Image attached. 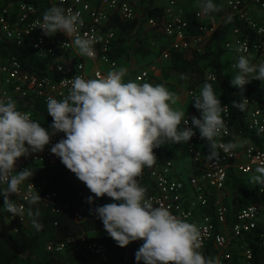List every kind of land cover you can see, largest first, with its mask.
Returning <instances> with one entry per match:
<instances>
[{
    "label": "clouds",
    "instance_id": "1",
    "mask_svg": "<svg viewBox=\"0 0 264 264\" xmlns=\"http://www.w3.org/2000/svg\"><path fill=\"white\" fill-rule=\"evenodd\" d=\"M203 13L220 11L215 0H200ZM232 17H228L231 21ZM84 21L79 11L65 8L63 0L53 3L42 14L38 27L47 37L62 33L80 56L93 58L95 45L102 37L81 34ZM264 33V28L260 29ZM233 65L231 85L244 93L252 80L264 81V60L254 63L246 55V46ZM126 69L111 70L98 78L77 75L70 82L62 99L47 98V113L53 120L49 127L32 118L17 106L11 97H0V197L3 208L14 219L23 221L25 210L13 197L30 181L35 170L26 167L17 171L21 157L44 151L52 137H64L52 144L51 152L82 181L93 195L86 198L89 211L103 223L109 237L119 247L143 241L135 253L137 264H222L219 256H206L201 226L182 218L163 204L154 205L147 188L139 182L145 168H151L157 156L154 149L166 143L187 144L199 131L208 141L210 157L236 147L221 144L218 138L227 130L223 112L227 106L218 97L216 77L207 76L200 93L192 103L200 116L189 117L174 107L177 96L163 84L125 80ZM180 79L187 76L181 74ZM247 98L234 101L233 107L245 111ZM264 133L261 126L257 135ZM257 186L264 187V164H258L251 176ZM34 185V184H33ZM35 186V185H34ZM36 188V187H35ZM107 196L113 202L96 205V199ZM29 205L27 216L36 231L43 230L36 206L42 197L39 191L25 194Z\"/></svg>",
    "mask_w": 264,
    "mask_h": 264
},
{
    "label": "built area",
    "instance_id": "2",
    "mask_svg": "<svg viewBox=\"0 0 264 264\" xmlns=\"http://www.w3.org/2000/svg\"><path fill=\"white\" fill-rule=\"evenodd\" d=\"M220 1L221 14H205L201 5L191 10L187 7L186 0H168L166 4H158L162 13L146 15L142 13L141 0H63L65 8L71 7L74 11L80 12L84 21L80 28L81 34L87 32L89 35L102 37L95 45V56L86 58L78 54L64 34L57 33L53 37H47L37 28L43 12L53 3L59 4L60 0H0V46L8 48L11 44L29 45L38 59L48 60V64L50 63V74H39L25 69L15 55H4L0 52V97L13 98L20 109L30 112L35 119V101H42L47 108L49 96L62 99L70 87L67 79L77 75L85 78L106 75L108 72L97 66L98 63L106 65L111 70L116 69L119 66V59L113 58L111 54L119 43V35L117 30L107 28L113 17H119L124 22L135 20L143 22V28L147 31L158 29L164 41L162 43L158 41L160 42L158 48L154 46L157 41L151 46L157 49L159 58L165 62H170L171 51H185L193 45L201 44L223 23L232 21L233 24L223 40L227 53H233L237 60L240 53L236 49L244 44L245 54L252 57L254 63L264 60V33L260 32V29L264 28V0ZM229 16L232 17L231 21H228ZM235 59L230 65L232 71ZM157 65L154 61L145 64L136 74V81L148 82L152 74H156ZM213 75L217 78L214 72L207 73V76ZM261 82L264 90V81ZM188 95L192 102L197 91L189 89ZM246 98L248 109L244 115V123L246 131L255 135L257 140L253 146L242 149L236 146L228 151L220 148L215 157H210L208 141L202 139L197 130V134L189 143L178 144L175 148L176 153H182L190 160L191 167L186 174H183L177 165V161L182 157L178 159L175 153L173 158L155 163L151 168H145L138 178L139 181L146 178L151 180L153 191L147 196L152 199L154 205L163 204L173 214L201 226L204 233L202 251L208 244L214 245L217 249L216 256L220 257L222 264H235L233 262L235 254H241L247 262L253 260V249L246 241L240 243L239 241L257 228L263 218L261 207L248 204L238 211L234 222H229V209L224 200L226 181L231 172L238 176L252 175L258 164H264V133L257 135L258 129L264 126V91L260 98ZM185 114L188 115L191 126L192 114L190 112ZM223 116L227 130L218 138L219 143L226 145L231 143L227 141L231 139H234L232 143H235L236 134L232 129L233 119L229 106L225 108ZM238 134L245 135V132L239 131ZM63 137V133L53 136L52 144L59 142ZM52 144L46 146L42 152L21 157L17 162V171L26 167L34 169L35 166L54 167L60 158L51 152ZM161 149L162 146L154 149L155 154ZM36 189L42 196L44 184H38L32 178L21 186V192L16 195L18 201L15 203L24 208L25 218L24 221L20 217L13 219L10 214V221L18 220L26 224L27 201L24 197L29 190ZM260 192L264 193V187L260 188ZM54 196L55 194L47 193L45 199ZM212 196L214 216L206 212ZM106 199L112 200L107 196ZM83 216L82 209L78 210L76 218L83 220ZM260 239L261 248L264 246V233ZM73 245H80L93 255L95 261L92 264H119L113 251L87 234L68 238L56 245L49 244L47 249L65 252Z\"/></svg>",
    "mask_w": 264,
    "mask_h": 264
},
{
    "label": "trees",
    "instance_id": "3",
    "mask_svg": "<svg viewBox=\"0 0 264 264\" xmlns=\"http://www.w3.org/2000/svg\"><path fill=\"white\" fill-rule=\"evenodd\" d=\"M215 2L220 8V11L216 13L221 14V1L215 0ZM158 4L157 0H141L142 13L146 15L162 13V9ZM186 4L192 10L196 8L195 4L200 6V0H186ZM232 24L233 21L223 23L203 43L193 45L188 50L171 51L170 66L171 69L177 72H197L202 76L199 82L194 81L189 88L195 89L197 95L205 83L207 73L214 72L217 75L216 80L208 82L214 83L222 104L229 106L232 112L233 132L238 134L239 131H243L254 139L255 135L246 131L244 123V115L248 109V105L245 111H240L238 108L233 107L232 103L234 101H243L244 96L260 98L264 90L262 82L257 80L251 81L246 85L244 93H240V90L233 87L226 78L222 66V58L228 53L224 49L223 40ZM107 28L118 31L119 43L114 47L115 50L111 54L115 59L124 58L129 54L127 46L123 42H135L136 45L133 47L134 52L145 57L152 54L149 39L163 37L158 29L145 30L143 22H139L138 20L124 22L119 17H113ZM0 52L4 55H15L21 61L24 68L31 72L36 71L39 74H50V63L48 64V60L38 59L29 45L16 46L11 44L8 48L0 46ZM230 65L231 62L229 63V68ZM230 71L233 73L231 68ZM35 104L34 120L40 122L45 127H49L53 118L48 115L47 108L42 101L37 100ZM189 112L192 116H200L199 110L194 107V102H191ZM233 140L227 141L232 143ZM177 145L166 143L162 146V149L156 152L157 160L155 163L173 158L177 152V150L175 152ZM176 154L178 159L183 157L182 153ZM32 170H35L32 180L38 184H44L42 199L38 205L33 206L34 208H39V220L44 225L43 230L36 231L33 226L29 229L27 228V224L20 223L18 220L10 221V213L3 208L4 199L0 197V264H92L95 261V257L80 245L70 246L65 252L49 251L47 249L49 244L56 245L68 238L79 237L84 234H87L91 239L101 241L111 251L116 253L119 264H137L135 253L141 246V241H134L127 247H119L116 241L108 236L102 221L89 211V208L95 205L88 204L86 198L93 194L73 172L66 168L61 160L54 167L41 168L35 166ZM243 178V176H238L231 172L226 181L225 191L230 192L232 196L231 200H225L229 209V222H234L238 211L248 204L258 205L264 213V193L260 192V188L263 187L257 186L255 183H246ZM139 182L147 188V195L152 193L153 184L150 179L146 178ZM47 193L55 194V196L45 199ZM13 200L18 201L17 196H14ZM213 201L214 196L211 197L210 206L206 209V212L214 216ZM111 202L113 201H107L106 196L96 199V205ZM28 207L29 205L26 203V211ZM80 209L84 213L83 220L76 218V213ZM30 220L31 218L28 217L29 222ZM262 233H264V219L259 222L257 228L246 234L239 241V243L246 241L253 249V260L260 257L263 252L260 249ZM203 252L206 256H216L217 249L214 245L208 244ZM235 259L238 260L236 254L234 255L233 262L239 264ZM140 264H143V262H140Z\"/></svg>",
    "mask_w": 264,
    "mask_h": 264
},
{
    "label": "rangeland",
    "instance_id": "4",
    "mask_svg": "<svg viewBox=\"0 0 264 264\" xmlns=\"http://www.w3.org/2000/svg\"><path fill=\"white\" fill-rule=\"evenodd\" d=\"M157 2L159 4H166L168 2V0H157ZM194 6L198 7L197 4H195ZM234 59L235 58H234L233 53H229V54L225 55V57L223 56V58H222L223 70L225 71L226 78L230 81V83H231V80L233 78V73L230 71L229 63ZM149 60H150V57L140 58L141 63H147V62H149ZM122 63H124V61H122L119 64V66L114 70L118 71L122 68L127 67V64L123 65ZM202 67H203V65H202ZM102 68L103 69L105 68L106 70H108L105 66H102ZM169 68L170 67L165 69L164 74L162 76H160L159 78L155 79L154 81H152V83L153 84H163V85L167 86V88L170 91L174 92L177 96V103L174 107H176L178 110H182L186 113L190 109V106H189L190 100L188 97L189 96L188 90H189L191 84L194 81L199 82L202 79V76L200 74H198L197 72L181 73V72H177L174 69L170 70ZM109 71H111V70H109ZM181 74H185L187 76V79H185V80L180 79ZM125 80H133L134 81V79L130 76L125 77ZM177 165H178V167H180V171L183 174H186L188 172V169L191 167L190 160L187 156H183L182 159L178 160ZM243 180L246 183H255L251 179V177H248V176L247 177L245 176V178H243ZM231 199H232V196L230 195V192L225 191L224 200L227 201V200H231ZM263 219H264V216H263ZM27 228H29V229L32 228V225L29 221L27 223ZM262 251L263 252H262L261 256L254 258V260L249 262V264H264V250H262Z\"/></svg>",
    "mask_w": 264,
    "mask_h": 264
},
{
    "label": "crops",
    "instance_id": "5",
    "mask_svg": "<svg viewBox=\"0 0 264 264\" xmlns=\"http://www.w3.org/2000/svg\"><path fill=\"white\" fill-rule=\"evenodd\" d=\"M149 40H150L149 43H150V48H151L152 54L150 56H145V58L150 57V60L147 63H141L140 58H143V56L134 52L133 47L136 45L135 42H130V43L125 42L124 43V45L127 46L129 54L126 57L119 59V64L122 61H124V63H122L123 65L127 64V67L123 68V69L127 70V74L125 77L130 76L134 79V81H136L135 76L138 73L139 69L142 68L143 66H145V64L150 63L151 61H154L158 64L157 65L158 70L156 71V74H154V75L152 74L151 79L148 81L149 83H152V81H154L155 79L162 76L164 74L165 69H167L168 67H170L169 69L171 70L170 62H165L164 60H161L158 56L159 54L157 53V49H156L159 47V43L160 42L162 43V41H164V38L156 37L155 39H149ZM158 41H160V42H158ZM153 42H156L154 45L156 47L155 49H153L151 46ZM97 66H99L100 68H102V66H105L108 70H106L105 68L104 69L102 68V69L105 70L106 72H109V70H111L109 67H107L106 65H104L102 63H98ZM189 100H190V98H189ZM190 105H191V101L189 103V106ZM186 113H189V111H187ZM256 142H257V140L255 138L252 139L248 134H245V135L244 134L243 135L242 134H236L235 135V143L239 149H242V148L247 147V146H253ZM183 156H185V155H183ZM247 176L251 177L252 175H247ZM243 177L245 178V176H243ZM215 194L217 195V193H215ZM263 216H264V213H263ZM27 223H28V221L26 222V224ZM260 249H261V251L264 250V246L261 247ZM114 254H115L114 256L117 257L116 253H114ZM237 256H238V260L235 259L236 262L238 261L239 264H249V262H247L246 259L241 254L237 255Z\"/></svg>",
    "mask_w": 264,
    "mask_h": 264
}]
</instances>
